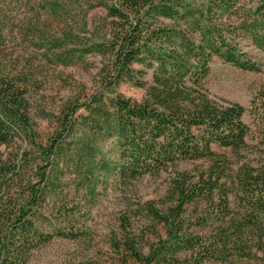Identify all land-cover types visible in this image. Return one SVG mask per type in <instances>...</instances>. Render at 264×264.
Here are the masks:
<instances>
[{
  "label": "trees",
  "instance_id": "obj_1",
  "mask_svg": "<svg viewBox=\"0 0 264 264\" xmlns=\"http://www.w3.org/2000/svg\"><path fill=\"white\" fill-rule=\"evenodd\" d=\"M64 2L84 8V17L78 26L66 24L54 43L55 60L68 65L100 56V80L83 101L70 98L49 114L56 126L42 134L36 77L23 68L0 71V264H29L33 251L50 240L43 221L57 219L66 176L93 195L102 177L127 182L170 167L167 206L147 205L164 233L147 252L129 236L118 248L137 264H264V164L244 160L246 108L212 96L206 87L215 57L263 71L242 44L249 40L264 53V0L44 5L61 18L71 13ZM97 8L103 18L91 21L88 13ZM123 82L144 88L143 98L118 93ZM110 139L113 158L104 151ZM185 162L198 165L180 169ZM188 212L197 227L191 233ZM71 228L58 233L76 238Z\"/></svg>",
  "mask_w": 264,
  "mask_h": 264
},
{
  "label": "rangeland",
  "instance_id": "obj_2",
  "mask_svg": "<svg viewBox=\"0 0 264 264\" xmlns=\"http://www.w3.org/2000/svg\"><path fill=\"white\" fill-rule=\"evenodd\" d=\"M44 2L0 0V71L14 72L23 68L34 74L40 86L35 96L45 114L41 112L36 121L40 132L48 134L56 126L49 114L56 113L70 98L83 101L94 92L100 80L102 58L91 54L72 64L57 63L55 58L59 49L54 43L66 24V29L80 24L85 9L64 2L71 13L57 18ZM88 17L91 21H98L103 18V12L97 8L90 11ZM242 45L251 59L263 63V71L244 70L215 57L206 87L212 96L238 102L246 108L243 119L250 132L244 160L264 164V53L249 40ZM151 79L152 70H149L146 80ZM117 92L141 100L145 89L123 82ZM46 114L49 117H44ZM215 149L222 150L217 146ZM3 151L4 147H1L0 155ZM104 151L107 157L115 156L113 139L105 143ZM197 165L185 162L179 168L192 170ZM173 174L174 168L170 167L159 174H147L127 182L109 175L107 179H100L93 195L77 186V178L66 176L60 207L56 208L57 219L43 221V228L52 237L33 251L29 264H137L118 245L129 236L140 242L147 252L149 244L164 233L163 226L151 217L147 205L151 203L160 209L167 206ZM46 207L50 210L52 203ZM71 210L75 211L73 217ZM188 215L189 212L186 226L191 233L197 227ZM71 227L75 229L76 238L58 233ZM232 264L258 263L236 261Z\"/></svg>",
  "mask_w": 264,
  "mask_h": 264
}]
</instances>
